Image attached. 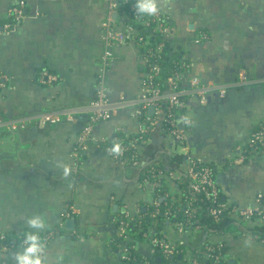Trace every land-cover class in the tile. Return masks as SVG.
I'll list each match as a JSON object with an SVG mask.
<instances>
[{
    "label": "crops",
    "instance_id": "0c3cea01",
    "mask_svg": "<svg viewBox=\"0 0 264 264\" xmlns=\"http://www.w3.org/2000/svg\"><path fill=\"white\" fill-rule=\"evenodd\" d=\"M20 1L26 17L10 33L0 31V76L5 77L0 85V233L47 235L52 230L45 264H129L122 257L129 244L144 264L160 263V252L148 237L123 239L117 222L125 206L135 218L153 207L155 183L144 169L113 160L105 149L140 134L145 124L137 108L119 109L98 123L89 150L82 157L73 154L88 121L83 110L95 96L103 67L108 0H0V30ZM159 7L190 60L180 83L188 86L198 75L212 87L207 105L188 99V156L213 166L228 203L264 208V149L258 155L240 154L264 124V0H159ZM123 17L118 16L119 27ZM112 53L106 74L109 99L138 97L145 75L141 48L129 42ZM44 71L56 80L41 82ZM72 110L77 111L73 120L54 125L7 127L40 113ZM161 129L157 125L148 134L144 153H154L168 168L170 155L187 151ZM185 169L184 162L180 170ZM167 183L171 190L179 188L174 178ZM33 216L45 219V229L30 227ZM254 224L252 219L236 221L234 229L221 233L178 230L156 221L148 229L185 251L223 242L230 264H264V242L251 232ZM22 251L18 243L0 249V264H16ZM174 264L189 263L181 256Z\"/></svg>",
    "mask_w": 264,
    "mask_h": 264
},
{
    "label": "built area",
    "instance_id": "2783aa9c",
    "mask_svg": "<svg viewBox=\"0 0 264 264\" xmlns=\"http://www.w3.org/2000/svg\"><path fill=\"white\" fill-rule=\"evenodd\" d=\"M122 1L129 4L131 17H127V15L120 13L119 0H108V14L102 24L105 41V50L102 57L103 67L99 73L95 96L83 110V112L87 114L88 121L82 127L78 135L76 147L73 151L74 156L82 157L89 150L91 140L93 139V130L98 123L110 119L119 109H124L130 106L135 107L137 108V114L143 117L145 124L139 134L140 142L138 144L136 137L130 139L126 143L120 141L119 144L121 145V152L118 155L113 154L110 151L112 145H107L105 149L113 160L123 163L128 167L144 169L143 174H145L146 169H148L153 162L159 164V161H154L155 158H153L152 155H145L144 152H146V150L143 147L140 148V143L145 144L146 139L143 138V135L150 133L153 128L157 125L161 126L162 123L169 127L167 135L171 137L173 142L182 147L185 153L187 151L186 154L183 153L185 157L186 169L184 171L179 170L178 172H174L175 174L171 173L170 175H165V183L167 185V180L174 178V181L179 188L174 191V189L171 190V187L168 185L170 189L164 193V196L166 198H169L171 195H178L181 197L184 190L181 189L179 184L185 183L188 194H186L184 198V205L179 206L178 210H183V213L192 219V223H186L179 221L178 219H170V216H168L169 218L164 220L163 223H159L160 226L161 224L165 225L166 223H169L172 227H176L178 230L188 229L190 232H204L198 222L201 218L203 210L201 202L205 200L210 202L208 213L216 222L220 220L222 213L225 211H228L236 219V221L243 224H246L248 220L255 217L260 222H264V208L260 205H257L256 207H249L230 204L227 201H221L220 196L222 192L212 169L208 166H200V161H198V159L188 156V133L192 125V120L187 113L188 99L195 97L202 105H207L208 94L212 87H210L207 83H204L198 75H192L189 79L188 86H183L179 81L180 73L178 78L170 77L168 80V87L165 90H162L160 85L156 83V80L160 77V65L155 60L151 61L150 57H158L159 53H161L165 47V44L164 42H158L153 50L149 49L148 52H142V48L149 44V40L146 36L141 35L139 30L131 23L132 20L138 21L142 14H140L136 8V0ZM25 6V2L20 1L10 8V18L4 23L0 30L1 32L10 33L26 17ZM120 15L125 16L123 17L122 27H119L118 25V16ZM143 17L144 19L141 23L145 27H150L152 31L160 32L163 35L174 39L175 31L170 24V19L161 10L156 15L148 16L144 14ZM205 37V35H202L201 39H204ZM129 42H135L141 48V55L145 67L142 93L134 99H122L112 102L108 96L106 81L109 61L113 56L112 49L115 46L123 45ZM189 65L190 63H183V67H185L186 71L189 69ZM4 78V76H0V85H4ZM54 80H56V77L49 74L47 71H44L40 78V81L43 83ZM151 107L154 108L153 113H147V110ZM76 113L77 111L74 110L65 113H40L26 119L13 121L9 123L7 127L11 130H22L27 128V126L32 122L37 123L40 126L47 124L54 125L60 123L64 119L73 120L74 114ZM263 146L264 129H261L254 132L244 149L240 148V154H243L242 152H244L246 154L258 155L262 151ZM141 155H143V157ZM158 173L159 176H163V170H158ZM176 173H178V175ZM154 183L155 186L160 185L159 181ZM158 205V201L154 202L153 206L155 208L152 213V217H155V215L159 213L160 209ZM167 214L171 215L168 212ZM141 217L142 216H137L138 219ZM137 218L132 217L127 207H124L121 216L117 220L119 235L121 238L128 240L129 235L130 237L133 234L140 235V230H130L131 222ZM156 221L159 222L158 219H154L152 225L154 222L156 223ZM192 224H194V226H192ZM159 233H152L148 229L142 233V236L145 238L148 237L150 243L158 249L161 255L166 259L170 256L179 254L183 256L189 264H227V262H229L225 252H223L225 249V244L223 242H205L202 246L196 248L195 250L187 249L185 251L182 245L170 242L166 237ZM52 236L53 233H48L42 241L45 246V250ZM18 244L24 248L23 240ZM8 248L10 247L3 246L1 249ZM133 248L134 246L129 244L123 250L122 257L128 263L134 262Z\"/></svg>",
    "mask_w": 264,
    "mask_h": 264
},
{
    "label": "trees",
    "instance_id": "16d2710c",
    "mask_svg": "<svg viewBox=\"0 0 264 264\" xmlns=\"http://www.w3.org/2000/svg\"><path fill=\"white\" fill-rule=\"evenodd\" d=\"M119 6H120V13L127 15V17H131V12L129 9V4L124 3L122 0H119ZM144 15H141L140 18L137 20H132V25L137 28L141 35H144L148 38L149 44L142 48V52H148L149 49H154L156 46V43L158 42H164L165 47L163 48L162 52L159 53L157 56L150 57L151 61H157V63L160 65V77L156 80V83L160 85V88L162 90H165L168 87V80L170 77L178 78V75L180 73L186 72L185 67H183V63H190V60L185 56V53L183 52V49L181 48V45L176 41V39H172L166 35H163L160 32L152 31L150 27H145L141 21L144 19ZM147 113H150L149 110H147ZM161 130L163 133L167 134V131L169 130V127L166 126L164 123L161 124ZM264 129V124L259 126L258 130ZM256 132V131H255ZM148 134L146 133L143 135V138L147 139ZM140 135H138L137 142L139 144L140 142ZM121 142H128L126 139H122ZM113 145V144H109ZM146 145L143 143H140V148L145 147ZM264 149V146L262 147ZM261 153V152H260ZM154 158V153H152ZM154 161H157L154 159ZM185 162V157L183 154H174L170 155L168 159V168L165 165H159L156 164V162H153L151 166L146 169L145 176L149 178L150 181L153 182H160L159 186H156V198L159 203L158 207L160 209L159 213L155 215V217H152V213L154 211V206L150 207L149 209H146L145 212L141 213L143 216L141 218L134 219L131 222L130 230L131 231H141L140 235L142 236V233L146 230H148L149 226L152 224L154 219H158L159 223H163L164 220L169 218L170 219H178L179 221H183L186 223H192V219L188 217L186 214L183 213V210H178L179 206L184 205V198L186 194H188V190L185 183L179 184L182 190H184L181 197L178 195H171L167 199H163L160 201V197H164V193L169 191L170 187L165 183V175H170L171 173L178 172L180 170V167ZM200 166H208L212 169L213 174L215 176V170L211 164H203L200 162ZM158 170H163V176H159ZM221 201H226L224 199L223 194L221 193L220 196ZM201 204L203 205V210L201 213V218L198 222V224L201 226V228L206 232H228L234 229L236 226V219L228 212L225 211L222 213L221 218L218 222H216L212 216L208 213V207L210 205V202L208 200L202 201ZM170 213L171 215L167 214ZM255 224L251 228V232L257 236V238L260 241L264 242V222H260L256 217L253 218ZM194 226V224H192ZM53 232L52 230H49L50 233ZM24 234V233H23ZM23 234L20 236H15L13 234L9 233H0V249L3 246L6 247H14L17 243L23 240ZM45 234H41L42 241L45 239ZM132 245V244H131ZM226 249V248H225ZM225 249L223 252H225ZM158 250V249H157ZM195 250V249H194ZM193 250V251H194ZM161 255V253H160ZM179 254L170 256L167 259L164 258L161 255V262L157 263L155 259H151L150 264H174L175 261H179ZM133 257L134 262H129V264L137 263V264H144L145 260L139 256L135 248H133ZM227 264H230L227 262Z\"/></svg>",
    "mask_w": 264,
    "mask_h": 264
},
{
    "label": "clouds",
    "instance_id": "9594fccd",
    "mask_svg": "<svg viewBox=\"0 0 264 264\" xmlns=\"http://www.w3.org/2000/svg\"><path fill=\"white\" fill-rule=\"evenodd\" d=\"M136 8L142 15H156L160 11L159 0H136ZM113 154L118 155L121 152V145L114 143L110 149ZM68 169L65 168V175ZM28 224L32 229L43 230L46 227V221L41 216H33L28 219ZM23 251L17 254L16 264H45L44 250L45 246L41 239L39 231H27L23 234Z\"/></svg>",
    "mask_w": 264,
    "mask_h": 264
},
{
    "label": "water",
    "instance_id": "95a60500",
    "mask_svg": "<svg viewBox=\"0 0 264 264\" xmlns=\"http://www.w3.org/2000/svg\"><path fill=\"white\" fill-rule=\"evenodd\" d=\"M153 111H154V108L151 107V108L149 109V112H150V113H153ZM73 222H74V220H72V219H71V220H68V221H67V225H70V226H71V225L73 224ZM180 257H181V256H179V258H180Z\"/></svg>",
    "mask_w": 264,
    "mask_h": 264
},
{
    "label": "rangeland",
    "instance_id": "374dc122",
    "mask_svg": "<svg viewBox=\"0 0 264 264\" xmlns=\"http://www.w3.org/2000/svg\"><path fill=\"white\" fill-rule=\"evenodd\" d=\"M226 255V254H225ZM227 256V255H226Z\"/></svg>",
    "mask_w": 264,
    "mask_h": 264
}]
</instances>
